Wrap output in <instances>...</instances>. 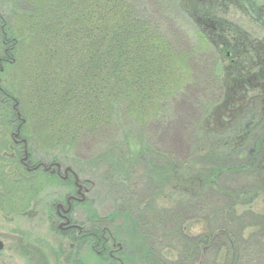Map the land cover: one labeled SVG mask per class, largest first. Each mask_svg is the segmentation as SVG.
<instances>
[{"label": "trees", "instance_id": "trees-1", "mask_svg": "<svg viewBox=\"0 0 264 264\" xmlns=\"http://www.w3.org/2000/svg\"><path fill=\"white\" fill-rule=\"evenodd\" d=\"M229 10L239 15L238 23L228 19ZM193 86L215 101L203 109L193 149L181 165L155 151L146 133L151 124L169 121L172 105ZM17 133L37 164H76L86 141L105 139L104 154L86 173L101 167L105 177L111 174L108 183L122 190L128 186L115 183L119 172L143 167L141 180L156 187L162 167L177 176L179 169L207 160L211 166H198L200 175H187L190 189L179 191L183 197L174 208L152 206V214L144 207L145 227L150 233L159 225L160 239L178 237L163 244L178 256L169 264H226L230 253L231 264L238 263L247 255L240 240L264 236V216L257 214L258 230L244 236L254 220L243 224L246 215L236 214L243 196L220 189L242 169L257 184L252 193L264 190V0H0V210L7 215L27 213L45 187L59 181L42 171L34 179L26 172L22 150L11 140ZM164 185L152 203L165 187L170 191ZM17 191L21 196L15 198ZM224 196L232 200L227 205L220 202ZM123 207L118 203L117 210ZM195 209L207 218H198L206 232L193 240L183 228L184 216ZM92 214L74 243L97 248L101 237V245L108 240L111 248L117 239L111 215ZM176 220L173 234L166 227ZM256 245L258 260L264 241Z\"/></svg>", "mask_w": 264, "mask_h": 264}, {"label": "rangeland", "instance_id": "rangeland-1", "mask_svg": "<svg viewBox=\"0 0 264 264\" xmlns=\"http://www.w3.org/2000/svg\"><path fill=\"white\" fill-rule=\"evenodd\" d=\"M233 12V10L227 11L226 16H229L228 19L233 20V22L238 23L239 15ZM171 31L175 34L177 33L174 29H171ZM177 35L179 34L177 33ZM203 90V88L198 86L191 87L186 95L177 99L172 105L171 118L169 121L161 126L154 123L151 124L146 133V139L150 142L155 151L170 155V158L174 160V162L176 161L181 165H183L182 163L188 158L193 149V132H195L196 125L203 115V109L207 108L212 101H215L212 100L210 96L211 93H205ZM105 146V139L97 138V140L86 141V144L79 151L76 164L73 165H64L48 159H43L44 161H41L39 164L48 167L51 164L59 163L63 166V170L71 168L78 179L85 182L88 188L86 199L83 203L73 206L70 218L74 223H77L78 226L82 227L84 224L87 225L88 216H93V214L89 215V212H95L98 217L103 218L111 215L110 220L116 227L114 233L117 235V239H115V243L122 246L123 254H125L126 258L128 257L130 259L129 264H159L158 261H160V259L162 262H165V264L176 261L178 256L174 248L173 251L171 248L163 246V244L166 242L169 244V242H172L173 239H177L178 237H165V239H160L159 237L162 234L161 228L159 230V225L156 229L149 230L150 233H148L145 227L147 216L143 209L145 207L146 212L152 213V206H156L157 209H165L166 207L174 208L179 202L178 198L183 197V194L181 195L179 191L184 192L186 188L188 191L190 189L191 185H189V183L192 180L188 179L191 177L187 175H200L201 169H199L198 166L203 168L206 165L211 166V163L207 160H198V162L192 164V166L198 165L197 167H192L191 169L185 166L182 171L181 169L177 171V173H179L177 176L175 173L171 172L167 166L162 167L161 173L163 180L158 185L155 183L156 187L154 185L146 186L144 184L143 180H141L143 175V170L141 169H143V167L140 168L136 166L130 170V172H119L115 177V183L122 181L128 186L127 188L125 187L127 190H122L108 183L111 174L105 177V174H102L103 172L98 171L101 167L96 168V170L88 168L90 172L86 173V168L92 167L89 165L96 162L100 156L104 154V149L102 148ZM27 155L29 160L25 162L26 164L29 166L38 165L36 161H33L34 158H32L29 148ZM21 156L19 161L22 158H26H24L23 154ZM245 157L246 156H242L241 159L239 158L240 160L237 161V164L240 165L241 162H244ZM156 158L157 159L154 161L159 163L160 159L158 157ZM8 160L12 161V159L9 158ZM227 162L229 164V161ZM13 169L17 170L16 166H13ZM203 172L205 173L207 171L203 170ZM236 174L237 176H232L231 179H228L229 177L227 175H225V177L223 176V179H228L227 182H230L227 183L225 188L219 189L228 196H237L239 193L241 194L240 196H243L239 200L235 211L240 217H242V214L246 215L245 222L242 221L243 224H247L249 221L254 220V227L244 231V236L248 237L258 230V225L256 224H259V220L247 213L251 212L256 215L264 216V190L260 188L261 190L259 191H261V193L258 195L252 193L257 184L253 183V180L249 179L248 174L244 173L242 169L238 170ZM180 175L183 176V179ZM61 176H63V173H61ZM103 180L106 181V184ZM60 181L61 179L58 181V184L46 186L38 196V199L32 203L30 210L25 214L7 215L0 210V241L3 243V249L0 252V264H76L78 261L87 264H111V262L107 260L108 256L103 258L105 254H99L100 249H98V247L95 248L87 244L81 246L79 243H74L77 240L72 238L70 232H62L61 229H58L59 226L63 229L66 224L59 219L57 215L59 211L57 206H64L68 194L73 195L75 192V189L72 188L70 184H62V181ZM164 184H168L171 187L170 191H166L165 187V191L158 193L152 203L155 190L158 192L157 189H161L160 186ZM133 186H138L135 191L132 190ZM132 191H134V193H131ZM210 192V196H218L215 191ZM248 192H250V194L244 195ZM130 193L132 196H128ZM20 196V191H17L15 198ZM118 199H121L118 203L124 205L122 212L121 210H117ZM223 200V202L220 201L222 205H227L232 201L229 197L225 196ZM215 201H217V197L214 202ZM13 208L14 207H7V211ZM114 211L118 212V215H113L112 213ZM209 214L211 213H208V215ZM138 217L139 220H137ZM201 217L207 218V214L201 213L196 209L194 213L184 216V219L188 220V224L186 223L187 228L183 229H187L190 236L194 238L193 240L203 236L206 232V227L203 223L204 219H198ZM149 219H151V216H149ZM177 224V220L174 224L170 222L167 224L166 230L175 234L172 231H175L174 226ZM238 233L239 231H235L236 235H238ZM147 235H151L150 242L147 241ZM256 235L257 236L252 239L250 243H246L239 239L243 245L242 249L245 250L247 255L244 257V254L241 255L239 262L236 264H245V261L247 264H250V261H252L251 264H264V257H260L258 260L254 259L256 251L259 250L256 243L264 241V236H261L259 233ZM256 247L257 249L255 251L254 249ZM179 249L181 251L182 247L179 246ZM219 254L220 253H218L217 257ZM221 255L225 259V254L223 253ZM209 256L208 260L211 262L213 255L210 254ZM232 258L233 253H230L226 264H231Z\"/></svg>", "mask_w": 264, "mask_h": 264}, {"label": "flooded vegetation", "instance_id": "flooded-vegetation-1", "mask_svg": "<svg viewBox=\"0 0 264 264\" xmlns=\"http://www.w3.org/2000/svg\"><path fill=\"white\" fill-rule=\"evenodd\" d=\"M16 137L17 136L13 134L11 136V140L14 142L15 145L20 146V149L22 150L24 158L26 157L25 159L22 158L20 160V164L26 170V172L30 174L31 177H33V179L37 176L39 172L42 171L43 173L48 174L51 177H55L59 180L61 179L62 184H70L71 187L75 189V192L73 195L68 194L67 196L68 198L64 206H59V207L57 206L59 210L57 212V215L59 219H61V221H64L66 224V226L63 227V229L60 228V226L58 227V229H61L62 232L63 231L70 232L72 235V238L81 237L82 232L84 231L82 229L83 227H80L78 226L77 223H74L73 220L70 218V216H71L73 206L75 204L83 203L84 200L86 199L88 188L85 182H83L82 180H79L77 175L71 168H67L63 170L62 169L63 166L59 163L51 164L48 167L43 164H38L36 166H31V165L29 166L28 164L25 163V162H28L29 160L28 155H27V151H28L27 140L20 138V136H18L17 138ZM38 166H41V167L39 169H36ZM61 173H63V176H61ZM250 215L255 219H260L259 217H256V214L254 213ZM242 216H245V215L242 214ZM96 239H97V243L99 246L98 249H100L99 254H102V253L106 254L116 264H124L123 261L121 260V256L123 254V248L120 244H116L115 240H112L111 248H110L109 241L106 240L105 241L106 245L104 247V245H101L102 238L96 237Z\"/></svg>", "mask_w": 264, "mask_h": 264}, {"label": "water", "instance_id": "water-1", "mask_svg": "<svg viewBox=\"0 0 264 264\" xmlns=\"http://www.w3.org/2000/svg\"><path fill=\"white\" fill-rule=\"evenodd\" d=\"M18 117H20V114H18ZM19 134L17 133L16 136H18ZM59 166V165H58ZM41 166H38L36 169H39ZM70 170V169H68ZM3 249V243L0 242V251Z\"/></svg>", "mask_w": 264, "mask_h": 264}]
</instances>
